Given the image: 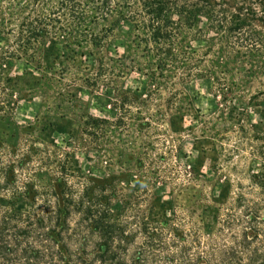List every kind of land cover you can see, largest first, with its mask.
<instances>
[{
    "label": "rangeland",
    "instance_id": "rangeland-1",
    "mask_svg": "<svg viewBox=\"0 0 264 264\" xmlns=\"http://www.w3.org/2000/svg\"><path fill=\"white\" fill-rule=\"evenodd\" d=\"M43 1L0 0V56L15 103L0 135L71 144L73 171L110 185L118 209L125 200L154 215L217 197L221 181L233 180L227 157L243 131L264 127V0H187L238 17L243 33L259 39L260 52L241 57L206 15L170 52L148 38L140 6L114 9L91 26L90 41L68 31L63 11L53 15ZM25 17L61 23L26 41Z\"/></svg>",
    "mask_w": 264,
    "mask_h": 264
},
{
    "label": "trees",
    "instance_id": "trees-1",
    "mask_svg": "<svg viewBox=\"0 0 264 264\" xmlns=\"http://www.w3.org/2000/svg\"><path fill=\"white\" fill-rule=\"evenodd\" d=\"M43 3L48 12L62 10L66 29L90 41L96 39L91 26L95 28L114 9L140 6L141 14L148 17L143 22L148 38L166 51L179 52L185 31L199 15H206L234 39L228 47L233 56L260 52L259 39L243 33L238 17H222L208 4L200 7L187 0ZM24 19L25 34L20 37L26 41L41 26L61 23L59 18ZM181 51L182 55L177 53L188 59V52ZM5 63L7 58L0 56L1 122L10 117L15 104ZM41 144L31 136L15 140L0 135V264H264V127L251 136L243 131L239 145L227 157L233 180L221 181L217 197L204 196L193 209L154 215L152 208L125 200L118 209L119 196L110 185L74 172L71 144L65 149Z\"/></svg>",
    "mask_w": 264,
    "mask_h": 264
}]
</instances>
